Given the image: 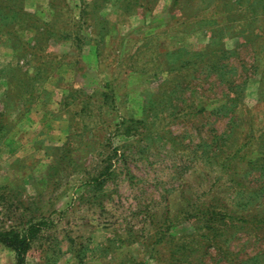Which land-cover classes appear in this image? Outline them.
I'll return each mask as SVG.
<instances>
[{"label":"rangeland","instance_id":"374dc122","mask_svg":"<svg viewBox=\"0 0 264 264\" xmlns=\"http://www.w3.org/2000/svg\"><path fill=\"white\" fill-rule=\"evenodd\" d=\"M26 220L25 264H264V0H0V231Z\"/></svg>","mask_w":264,"mask_h":264},{"label":"trees","instance_id":"16d2710c","mask_svg":"<svg viewBox=\"0 0 264 264\" xmlns=\"http://www.w3.org/2000/svg\"><path fill=\"white\" fill-rule=\"evenodd\" d=\"M198 203L206 204L204 211L201 214H206L209 218L205 219L210 221L207 226L208 232H203L201 236L208 242H214L217 236V231L211 229H224L229 225H233L234 216L232 213L228 212L226 209L214 210L210 205V202L200 201ZM197 203V204H198ZM199 205H197L198 207ZM24 227L20 228L19 231H0V244L11 250L14 254V264H25V256L28 252L31 241L34 239L36 232L38 231V226L31 221H24ZM175 251H169V259L174 258ZM177 262L180 259H175Z\"/></svg>","mask_w":264,"mask_h":264}]
</instances>
